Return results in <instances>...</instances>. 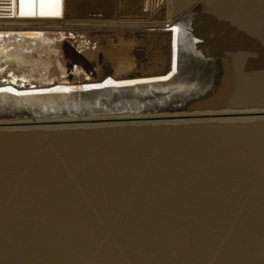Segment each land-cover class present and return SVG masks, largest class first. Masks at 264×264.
<instances>
[{"label":"bare ground","instance_id":"obj_1","mask_svg":"<svg viewBox=\"0 0 264 264\" xmlns=\"http://www.w3.org/2000/svg\"><path fill=\"white\" fill-rule=\"evenodd\" d=\"M114 4L0 17V88L168 77L0 92V264H264V0Z\"/></svg>","mask_w":264,"mask_h":264},{"label":"water","instance_id":"obj_2","mask_svg":"<svg viewBox=\"0 0 264 264\" xmlns=\"http://www.w3.org/2000/svg\"><path fill=\"white\" fill-rule=\"evenodd\" d=\"M65 0H59V3L57 4V0H48V2L46 3L45 7H44V11H48V10H51L52 8H56L57 11L59 12V15L57 16H62L63 13H64V9H65ZM15 10V11H19V3L17 2V4L15 5V8L13 7L12 3H11V0H0V17H5V16H12L11 15V12ZM36 11L39 12L40 11V6H39V3H37V6H36ZM39 16V15H37ZM47 17H52V16H56V15H46ZM13 17V16H12ZM15 17H20L19 15L15 16ZM36 17V16H35ZM72 69H70V71H68V73L70 74ZM160 80H164V79H149V80H135L137 81L136 84H142V83H149V82H154V81H160ZM104 80H102L101 82H91V83H86L85 85L81 86L80 87H70V90L71 91H68V92H64V93H75V92H86V91H92V90H99V89H102V88H106V87H118L117 85H110V84H107V83H104L103 82ZM93 85H104V87H93ZM118 85H123V86H126V85H129L127 83H120ZM133 85V84H132ZM130 86V85H129ZM45 88V87H43ZM42 88V89H43ZM49 88H45V90H40L38 92H31V93H28V94H54V92H49L47 91ZM53 89V88H52Z\"/></svg>","mask_w":264,"mask_h":264},{"label":"snow or ice","instance_id":"obj_3","mask_svg":"<svg viewBox=\"0 0 264 264\" xmlns=\"http://www.w3.org/2000/svg\"><path fill=\"white\" fill-rule=\"evenodd\" d=\"M19 3V11L13 10L11 12V15L13 17L19 15L20 17H35L37 15L39 16H46V15H59V12H45L44 7L48 0H11V3L13 7L15 8V5ZM37 3H39L40 6V11H36V6ZM59 3V0H57V4ZM5 34L0 33V37H3ZM34 35H42V34H34ZM160 79H168V77H161ZM12 83H17L15 79L12 80ZM115 82L109 80L107 81V84L113 85ZM129 85L136 84L137 81H128L126 82ZM117 86H123V85H117ZM93 87H104V85H93ZM47 91L49 92H68L71 91L70 89L67 88H53V89H48ZM0 92H7V93H13L17 96L19 95H27L28 93H20L16 91L14 88L8 87V88H0Z\"/></svg>","mask_w":264,"mask_h":264},{"label":"rangeland","instance_id":"obj_4","mask_svg":"<svg viewBox=\"0 0 264 264\" xmlns=\"http://www.w3.org/2000/svg\"><path fill=\"white\" fill-rule=\"evenodd\" d=\"M99 2L101 1V2H103V0H98ZM110 2H111V4H112V6H113V8L111 7V10H115V4H114V0H110ZM100 4V3H99ZM89 6H92V8H95L96 7V5H93V4H91V5H89ZM97 8V7H96ZM143 19H144V17H142ZM147 18V17H146ZM209 33H210V35H212L213 33H211V31H209ZM222 33H224V30L222 31Z\"/></svg>","mask_w":264,"mask_h":264}]
</instances>
